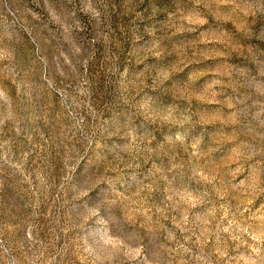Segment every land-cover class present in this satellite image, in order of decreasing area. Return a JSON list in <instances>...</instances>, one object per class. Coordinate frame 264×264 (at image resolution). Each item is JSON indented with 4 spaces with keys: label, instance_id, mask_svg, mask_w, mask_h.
I'll return each mask as SVG.
<instances>
[{
    "label": "rangeland",
    "instance_id": "1",
    "mask_svg": "<svg viewBox=\"0 0 264 264\" xmlns=\"http://www.w3.org/2000/svg\"><path fill=\"white\" fill-rule=\"evenodd\" d=\"M0 264H264V0H0Z\"/></svg>",
    "mask_w": 264,
    "mask_h": 264
}]
</instances>
